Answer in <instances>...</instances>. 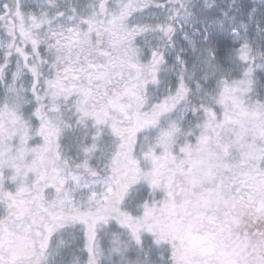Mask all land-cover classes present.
<instances>
[{
    "label": "snow or ice",
    "instance_id": "6c2138e0",
    "mask_svg": "<svg viewBox=\"0 0 264 264\" xmlns=\"http://www.w3.org/2000/svg\"><path fill=\"white\" fill-rule=\"evenodd\" d=\"M0 264H264V0H0Z\"/></svg>",
    "mask_w": 264,
    "mask_h": 264
}]
</instances>
